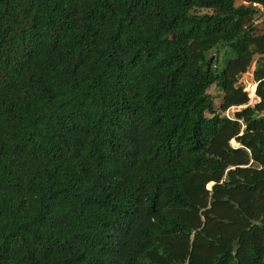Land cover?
I'll return each mask as SVG.
<instances>
[{
	"label": "trees",
	"instance_id": "trees-1",
	"mask_svg": "<svg viewBox=\"0 0 264 264\" xmlns=\"http://www.w3.org/2000/svg\"><path fill=\"white\" fill-rule=\"evenodd\" d=\"M235 1L0 0V264H264V0Z\"/></svg>",
	"mask_w": 264,
	"mask_h": 264
},
{
	"label": "rangeland",
	"instance_id": "rangeland-1",
	"mask_svg": "<svg viewBox=\"0 0 264 264\" xmlns=\"http://www.w3.org/2000/svg\"><path fill=\"white\" fill-rule=\"evenodd\" d=\"M239 1L236 0L235 3H238ZM260 13L256 19H254L253 23L256 25L257 29H264V6L258 5ZM204 56L207 60H209V64L211 67H221L225 63V60L229 57L228 48L224 46H215L210 48L204 53ZM217 59V63L214 61V59ZM254 68V59L252 60L251 64L249 65L248 69L239 75L237 79L238 85L242 87V89L246 92V95L248 96L247 104H253L257 98L254 96V87L255 83L252 79V71ZM250 86H252V89L249 90ZM207 91L212 96L213 101L215 102V105L220 101V91L218 88H216L214 85H211ZM238 107L236 106H230L226 110H224L221 114L226 115L228 117H231L236 111ZM231 144L235 145V143L231 140ZM209 186V183L207 184V187Z\"/></svg>",
	"mask_w": 264,
	"mask_h": 264
},
{
	"label": "clouds",
	"instance_id": "clouds-1",
	"mask_svg": "<svg viewBox=\"0 0 264 264\" xmlns=\"http://www.w3.org/2000/svg\"><path fill=\"white\" fill-rule=\"evenodd\" d=\"M255 88V87H254ZM236 107H238V106H236ZM220 113V112H219Z\"/></svg>",
	"mask_w": 264,
	"mask_h": 264
},
{
	"label": "water",
	"instance_id": "water-1",
	"mask_svg": "<svg viewBox=\"0 0 264 264\" xmlns=\"http://www.w3.org/2000/svg\"><path fill=\"white\" fill-rule=\"evenodd\" d=\"M208 62H209V60H208Z\"/></svg>",
	"mask_w": 264,
	"mask_h": 264
}]
</instances>
